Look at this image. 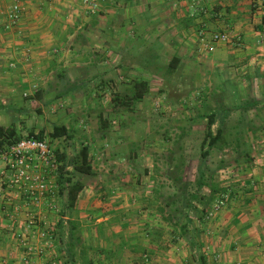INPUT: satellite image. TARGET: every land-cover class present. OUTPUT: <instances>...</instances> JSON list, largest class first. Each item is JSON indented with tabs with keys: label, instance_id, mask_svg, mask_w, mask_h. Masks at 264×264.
I'll return each instance as SVG.
<instances>
[{
	"label": "crops",
	"instance_id": "0c3cea01",
	"mask_svg": "<svg viewBox=\"0 0 264 264\" xmlns=\"http://www.w3.org/2000/svg\"><path fill=\"white\" fill-rule=\"evenodd\" d=\"M15 1L21 21L6 30L1 12ZM81 1L0 0V126L14 114L17 129L36 102L70 131L69 142L89 146L95 173L75 176L84 187L73 209L59 189L53 209L27 208L18 190L0 192V264H23L17 240L27 212L53 231L52 251L31 255L33 264H264V180L251 181L243 201L233 194L218 211L189 215L174 229L161 217L153 164L154 145L186 136L203 100L215 113L211 129L226 141L264 140V0H97L92 13ZM219 31L239 42L208 51L205 42ZM137 80L149 92L125 103ZM169 110L187 116L174 118L175 138L160 133ZM79 148L64 150L72 157ZM72 223L79 242L70 258Z\"/></svg>",
	"mask_w": 264,
	"mask_h": 264
},
{
	"label": "rangeland",
	"instance_id": "374dc122",
	"mask_svg": "<svg viewBox=\"0 0 264 264\" xmlns=\"http://www.w3.org/2000/svg\"><path fill=\"white\" fill-rule=\"evenodd\" d=\"M179 97H181V94L180 96H174L173 99H178ZM49 102L55 104L56 100L55 98L50 99ZM209 102L203 100V109L197 110L198 115L194 116L196 120H192L194 125H179L181 128L187 126L188 135L184 136L182 134L175 141L169 143L167 141H160L157 145H154L158 147L155 156H153L156 174L155 180H157V186L159 184L157 192H159L161 204L165 209L161 217L167 223V226L174 227V229H178V222L185 220L186 217H190L189 215L195 216L199 212H203L204 217L205 213L213 210V204L217 200L228 201L230 196L234 194V198L238 201H243L246 198V193L250 190L248 188L251 187V181L258 182L264 180V140H247L242 142L221 140L210 148L209 154L204 160L201 158V144L206 132L207 114L211 110ZM48 105L50 104L48 103ZM43 109L45 108L36 102L29 103L25 111V119L17 125L20 135H27L29 130L39 132L40 129H43L45 138L51 139L49 134L56 121L50 116L45 117ZM51 109L48 108L47 114H54L57 111ZM176 110V112H179L180 109ZM172 112L174 111L169 110L165 112L166 116H163L161 120L162 122H166L165 125H168V128L165 131H160V133L161 135H164V133L165 135L169 134L170 138H175L180 129L174 124L176 122L174 118L178 117L172 114ZM201 114L203 115V119L199 118ZM30 116H32L31 120L29 119ZM184 117L186 118L187 116ZM184 117L181 116L177 120L182 121ZM19 120L17 115H10L11 123ZM36 128L38 131H35ZM212 131L214 132V130ZM80 132L78 131V133ZM61 140L63 147L65 144L64 148L70 152L81 146L78 141H70V143L66 138ZM146 143L153 144L151 141H147ZM138 147L139 144H136L134 148L138 149ZM94 165L96 168L98 166L101 167V162ZM198 169L204 171L208 182H213L220 188V191L213 195L208 187H202L198 193L202 199L200 201L198 199L191 200L190 197L196 191L195 181L198 177ZM231 187H234V189H231ZM224 193H228V197H222ZM189 199L191 200V206L185 207V203ZM163 206L161 207L163 208ZM205 208L207 209L206 211ZM173 219L175 220L173 221Z\"/></svg>",
	"mask_w": 264,
	"mask_h": 264
},
{
	"label": "built area",
	"instance_id": "2783aa9c",
	"mask_svg": "<svg viewBox=\"0 0 264 264\" xmlns=\"http://www.w3.org/2000/svg\"><path fill=\"white\" fill-rule=\"evenodd\" d=\"M82 5L91 13L98 7L97 0H82ZM23 7L15 1L7 6L2 12L4 29L8 30L19 25ZM200 39L203 42L202 33ZM215 42L237 44L239 38L226 31L214 32L211 39L205 42L208 51L214 49ZM29 51V50H27ZM15 67V61L8 64ZM35 86V85H34ZM24 93V96H28ZM65 137L38 139L33 136H23L20 139L0 148V192L18 190L21 193L23 203L30 206L45 205L49 209L55 208V194L58 192L57 177L60 173L61 160L57 156L64 150L62 140ZM228 197V193L222 194ZM7 201H11L7 197ZM226 200H217L213 204V210L218 211ZM9 203V202H8ZM51 227L44 218H39L33 212H27L24 223V233L18 235V244L23 247L25 255L22 257L23 264H33L31 255L47 254L52 251ZM36 236L37 243L32 244L29 236ZM147 259V256H144ZM49 264H56L51 261Z\"/></svg>",
	"mask_w": 264,
	"mask_h": 264
},
{
	"label": "trees",
	"instance_id": "16d2710c",
	"mask_svg": "<svg viewBox=\"0 0 264 264\" xmlns=\"http://www.w3.org/2000/svg\"><path fill=\"white\" fill-rule=\"evenodd\" d=\"M149 89V83L145 80L129 82V87L127 90L128 93H126L123 97L125 103H135L141 100L143 96L149 92ZM113 101L116 103L119 102L118 97H113ZM214 117V112L207 114L206 132L202 140V150L200 153V156L203 160L208 156L211 147L216 145L221 140L226 141V138H224L220 129L215 133L212 131L211 127L215 120ZM49 135L51 138L65 137L67 140L72 137V134L64 125H54ZM24 136H33L38 139L45 138L42 130H40L38 133H33V131L30 130L28 134ZM21 137L23 136L18 133L14 123H11L8 126H0V148L20 139ZM56 152L58 158L62 162L60 166V173L57 177V182L60 185L58 189L61 193H66L67 200L64 207L67 209H73L76 205L78 195L84 187V184L81 182V180L75 179V176L82 174L93 176L95 174L90 160L89 146L87 144H81L78 151L72 157H68L65 150L59 152V149L57 148ZM67 166H71L72 168L67 170ZM195 183L196 191L190 196L191 200H202L198 193L204 186L208 187L213 195L220 191V188L216 184L207 181L202 169H198V177ZM191 200L189 199L185 203V207L191 206ZM159 209L161 212L164 211L162 207ZM75 229L76 226H74L72 223V233L75 231ZM51 234L53 236V231H51ZM77 242H79V238L75 236L74 232L73 236L71 237V242H69V246H67L66 250L70 258H72V250ZM200 261L203 264L205 263L204 259H201Z\"/></svg>",
	"mask_w": 264,
	"mask_h": 264
}]
</instances>
